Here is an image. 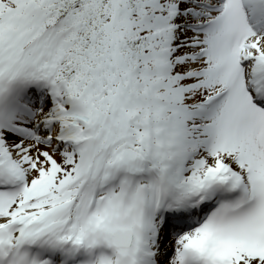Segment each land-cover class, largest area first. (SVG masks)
I'll return each instance as SVG.
<instances>
[{"label": "snow or ice", "instance_id": "1", "mask_svg": "<svg viewBox=\"0 0 264 264\" xmlns=\"http://www.w3.org/2000/svg\"><path fill=\"white\" fill-rule=\"evenodd\" d=\"M0 264H264V0H0Z\"/></svg>", "mask_w": 264, "mask_h": 264}]
</instances>
